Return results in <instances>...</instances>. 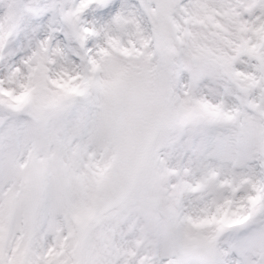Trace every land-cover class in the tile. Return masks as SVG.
<instances>
[{
    "label": "snow or ice",
    "instance_id": "snow-or-ice-1",
    "mask_svg": "<svg viewBox=\"0 0 264 264\" xmlns=\"http://www.w3.org/2000/svg\"><path fill=\"white\" fill-rule=\"evenodd\" d=\"M0 264H264V0H0Z\"/></svg>",
    "mask_w": 264,
    "mask_h": 264
}]
</instances>
